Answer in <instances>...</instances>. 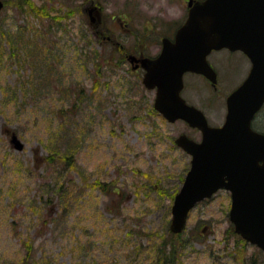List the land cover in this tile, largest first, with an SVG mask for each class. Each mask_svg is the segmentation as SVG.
<instances>
[{
	"label": "rangeland",
	"instance_id": "374dc122",
	"mask_svg": "<svg viewBox=\"0 0 264 264\" xmlns=\"http://www.w3.org/2000/svg\"><path fill=\"white\" fill-rule=\"evenodd\" d=\"M32 1L47 13L9 3L0 12V264H264V251L235 233L224 189L191 210L164 259L158 246L170 237L173 194L190 166L174 140L199 132L153 109L141 72L94 37L88 0ZM98 1L102 27L132 52L152 55L185 18L184 0ZM211 53L226 67L220 90L214 96L186 74L181 94L215 125L248 61Z\"/></svg>",
	"mask_w": 264,
	"mask_h": 264
},
{
	"label": "water",
	"instance_id": "95a60500",
	"mask_svg": "<svg viewBox=\"0 0 264 264\" xmlns=\"http://www.w3.org/2000/svg\"><path fill=\"white\" fill-rule=\"evenodd\" d=\"M4 2L0 0V11ZM175 40L163 39L155 59H143V84L156 88L154 107L169 121L178 118L201 130L200 142L181 134L175 142L191 155L190 168L171 205L169 229L181 232L189 211L218 189L230 191L229 219L244 240L264 250V134L249 119L264 101V0H202L192 4ZM241 49L253 65L246 80L227 97L226 121L213 127L180 96L184 71L211 70L212 49ZM14 148L23 143L13 133Z\"/></svg>",
	"mask_w": 264,
	"mask_h": 264
},
{
	"label": "flooded vegetation",
	"instance_id": "af4514ba",
	"mask_svg": "<svg viewBox=\"0 0 264 264\" xmlns=\"http://www.w3.org/2000/svg\"><path fill=\"white\" fill-rule=\"evenodd\" d=\"M184 1H185V18H186V15L188 12V0H184ZM86 3H87V5L83 7V10H84V12L86 11L88 14L89 25H90V28L92 30V33L94 34V37L100 41L105 40V42H109V43L113 44L114 46H116V48L118 50H121L123 52L122 53L123 56L126 58L127 62H129V64H130L131 71L141 72V75L144 74V69L141 66V60L144 57H155L156 55H158L160 50H161V39H162V37L167 36L170 39H173L176 29L182 24V23L178 24L176 27H174L173 32L170 36L167 34L161 36V39L158 41V48L156 49V51L152 55L146 53L145 48H143V47L141 49H138V50L132 52V51H128L126 47L124 48V46L122 44H120L119 42L113 41V38L111 37V34H110V33H112V29L109 25L102 27L103 21H105V20L102 16V10H101L102 6L100 4L101 2H99L98 0H88V2H86ZM90 6L94 7L93 12H91V10L88 8ZM164 23H166L168 26L162 25V27H165L166 33H168L170 31V29L172 28V23H171V21H168V22L164 21ZM111 25H113L112 22H111ZM225 50H227L229 52H239L244 57H246V59L248 61V65H247L246 74L243 77V80H241V82L237 86H235L232 90H230L227 94H225L224 101H223L224 111L222 112V117H221L219 123L215 124V126H221L225 122L226 115H227L226 98L233 90H235L244 81V79L249 75L251 67H252L251 61L243 52H241L239 50H236V51H230L228 49H225ZM225 50L220 49L219 51L222 52ZM214 51H217V50H214ZM129 54L135 55L136 58L131 60V58H129ZM211 54H212L211 52L208 54L207 61L211 65L213 70L215 71V81L214 82H212L209 78L205 77L202 74H197V73H193V72H187L184 74V76L186 74H189L188 76H192L195 74L201 80L203 85H205L206 87L208 86L209 90L211 88V90L213 91L212 95L215 96L216 92H218L221 88L223 78L226 76V67L224 66V63H222V62H221L219 67L215 66L213 64V61L211 59H209V55H211ZM137 59H138V61H137ZM130 60L133 61V63H131ZM220 69L221 70L224 69L225 74H224V72L222 73L220 71ZM186 88H187L186 82H184V89H186ZM209 96H211V95H209ZM249 126L253 131H255L257 133H264V103L252 115L250 122H249ZM199 138L201 139L200 133H199Z\"/></svg>",
	"mask_w": 264,
	"mask_h": 264
},
{
	"label": "trees",
	"instance_id": "16d2710c",
	"mask_svg": "<svg viewBox=\"0 0 264 264\" xmlns=\"http://www.w3.org/2000/svg\"><path fill=\"white\" fill-rule=\"evenodd\" d=\"M11 4V5H14L15 7H17L18 9H24V6H26L27 7V10L28 11H31V12H35V13H37V14H39V15H45L47 12L44 10V8L43 7H37V6H35V4H34V2L32 1V0H4V5L6 6L7 4ZM81 6H83L82 4H79L78 5V10L79 9H81ZM71 12H72V9L70 10ZM73 11H75V10H73ZM45 13V14H44ZM4 35H7L8 36V33L7 32H5V33H3V36ZM6 38H8V37H6ZM114 46V45H113ZM115 48H113L114 50H117L118 52H119V54L118 55H121L122 57H123V52L121 51V50H118L117 48H116V46H114ZM65 159H67L70 163H72L71 162V160H72V153L71 152H67L66 154H65ZM47 160V159H46ZM95 185H98L99 187H100V189L101 190H103L104 192H108L109 191V189H110V184H108V183H104V182H102L101 184H95ZM156 189H158V187H156ZM158 191L160 192V190L158 189ZM177 191V190H176ZM175 191V192H176ZM174 192V193H175ZM174 195V194H173ZM170 234V237H168V238H164L163 239V241L159 244V251H162V253H163V257H164V259H168V258H171V257H173V250H175L176 249V247H177V243H178V241H176L177 243H174L173 241H172V239H173V233H169ZM177 238H179V236H177ZM28 247H29V245H28ZM169 247V248H168ZM169 260V259H168ZM20 264H29V261H28V258L26 257V258H24L23 260H22V262L20 263Z\"/></svg>",
	"mask_w": 264,
	"mask_h": 264
}]
</instances>
